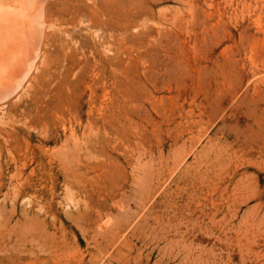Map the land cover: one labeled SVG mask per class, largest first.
Wrapping results in <instances>:
<instances>
[{"label": "rangeland", "instance_id": "rangeland-1", "mask_svg": "<svg viewBox=\"0 0 264 264\" xmlns=\"http://www.w3.org/2000/svg\"><path fill=\"white\" fill-rule=\"evenodd\" d=\"M44 14L0 102V264H264V0Z\"/></svg>", "mask_w": 264, "mask_h": 264}, {"label": "bare ground", "instance_id": "bare-ground-1", "mask_svg": "<svg viewBox=\"0 0 264 264\" xmlns=\"http://www.w3.org/2000/svg\"><path fill=\"white\" fill-rule=\"evenodd\" d=\"M29 2L27 10L23 0H0V102L19 89H24L26 94L34 91L45 71L41 51L46 39L43 29L46 21L44 0ZM29 15L36 19L37 26L31 23ZM53 26L48 25L46 29ZM38 60L40 63L37 66ZM32 70L40 74L32 77ZM2 109L0 107L1 112Z\"/></svg>", "mask_w": 264, "mask_h": 264}]
</instances>
